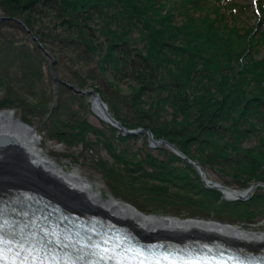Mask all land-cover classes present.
I'll return each instance as SVG.
<instances>
[{"label": "trees", "instance_id": "1", "mask_svg": "<svg viewBox=\"0 0 264 264\" xmlns=\"http://www.w3.org/2000/svg\"><path fill=\"white\" fill-rule=\"evenodd\" d=\"M249 6L237 0H0V89L6 91L0 110L29 108L24 93L40 99L45 87L40 47L21 35L27 28L45 48L64 47L60 57L53 55L54 80L94 88L126 129H150L202 168L230 175L238 190L264 184V0H256L253 22ZM46 98L36 106L46 107L52 97ZM61 105L60 95L49 110V117L56 115L51 137L67 143L100 134L83 120L61 124ZM131 137L120 131L115 142H104L120 166L106 169L117 193L155 208L180 205L197 219L251 225L264 218L263 185L246 200H227L172 151L166 159L129 156L123 146Z\"/></svg>", "mask_w": 264, "mask_h": 264}, {"label": "rangeland", "instance_id": "2", "mask_svg": "<svg viewBox=\"0 0 264 264\" xmlns=\"http://www.w3.org/2000/svg\"><path fill=\"white\" fill-rule=\"evenodd\" d=\"M237 1L239 3H245L250 5L248 10V18L251 20V22H253L256 18V13L254 11L255 0H237ZM2 15L3 14L0 11V17H3ZM13 31L15 32L14 29ZM21 35L23 38L26 39L29 45L37 46L36 41L32 39L31 35L27 31L23 30ZM135 35H137V33H135ZM56 43L57 42H54V44ZM43 48L48 52V56L44 55L42 49L40 48V54L42 56L41 64H42L44 86H45L43 88V92H40L41 98L40 99L39 97L33 98V95H30L29 93H24L25 95L27 94L26 95L27 101L32 104L29 108H25V105L20 104L16 108H12V109L5 108L2 110H6V111L12 110V112L14 113V118L20 119L22 121V119H24V114L26 113V110L29 109L28 111H31L33 115L27 116L26 121L33 128V133L38 140V149L41 151V153L47 159L56 162V164L61 167H64L67 172L68 171L73 172L74 170L77 171L79 173V177L88 180L89 183L93 186V189L100 192V196L104 201L110 199L112 200L110 195L118 196L119 198L126 199L127 201L132 203L135 207H137L138 210H141L144 213H146V215L158 216L166 219H170V217H177L186 220L193 219L191 216L193 215V213L194 214L197 213L195 212L192 213L191 210L186 209L185 207H181L180 205H171L169 203L167 204L160 203L161 206L159 208L158 207L155 208L153 204H151V206H147V204L141 200L140 196L133 197L128 194H124L125 196L124 197L121 194L117 193L115 187L109 185L108 182H111L113 180L109 176L106 169L109 170L114 169L115 172H118L120 171L118 170L120 166L113 161L108 148L104 146V142L105 141L115 142V139L119 134L120 130L116 128V133L112 134L110 130V124L99 118L92 110L90 95L76 94L72 90L67 89L65 86L61 85L58 81H55L50 78L49 65L51 64V61L53 65V61H54L53 55L55 54V57L57 55L60 57L62 53L66 52L65 49H63L64 47L60 45H51L49 43L47 45V48L51 51H54L53 49H55L54 53H50L49 50L44 46ZM61 49H63L64 51H61ZM72 58H73L72 60L73 62L77 60V56H74ZM66 63L67 65H71L70 62L68 61H66ZM63 67L64 66L62 65V63L58 65L59 70H63L64 69ZM86 71L88 72L87 68H85L83 72L86 73ZM12 73H13L12 70H10L9 75H11ZM18 74H21L19 68H18ZM58 75H62V72H60ZM96 83L97 85H99V87L102 88V90L107 91L106 85H104L102 82H100L99 84L98 82ZM118 85L120 88H122L123 92H127L129 90L126 87V83L123 80H119ZM85 89L88 88H84L81 90H85ZM5 95H6V91L0 89V99L3 98ZM49 95L52 97V101L46 103L45 104L46 107L36 106L37 103L43 101V99L45 100V98L48 97ZM60 95L62 99V105L60 108L61 109L60 115L62 116L60 117L62 120L61 124L70 123L72 125H75L79 121L83 120L86 121L91 126L92 130H96L100 134L97 135L93 131H90L83 142L73 138L69 140L67 143L58 142V139L56 137H51L48 131L49 128H51L52 126L51 124L53 121L51 120L54 119L56 120V115L49 117L50 115L49 110H53V107L56 105L57 98ZM20 96H24V95L20 94ZM70 114H73V118L69 116ZM253 141H247L246 145H250ZM123 147L125 149L123 148L122 149L126 151V154H128L129 156L136 154L140 159H144L148 154H151L154 157H162L166 159L168 152L171 151V149L164 144H159L156 147H150L147 135L145 133L132 135L131 139L127 141V144ZM21 155H22V162H24V164L29 163V159L27 158V156L23 153ZM181 160L182 162H180V164L183 165L184 159L181 158ZM203 170L205 172V178L207 180L229 186L233 189L238 188L237 185L238 183L230 175L225 174L216 169L203 168ZM15 181L20 185H15L14 187L23 186V187L39 190L44 194L48 195L49 197L59 201L64 206L68 208L70 207L63 200L58 198V195H56L52 191L50 192L48 190L47 191L40 190L34 186L25 185L26 183H24L23 181H19V180H15ZM260 190L263 191L264 189L262 188ZM70 192H74V191H70ZM114 203L126 207L123 203L120 202L118 203L114 202ZM70 209L79 210L78 208H73V207ZM203 221L207 223L209 222L214 223L217 220L208 219ZM219 223L221 225H226V226L229 225L231 227L238 226L245 230L252 231L256 234H264V218L260 219L258 222L251 225H247L245 223H240L238 225V224H231L228 222H220V221ZM173 237H179V236H173Z\"/></svg>", "mask_w": 264, "mask_h": 264}, {"label": "bare ground", "instance_id": "3", "mask_svg": "<svg viewBox=\"0 0 264 264\" xmlns=\"http://www.w3.org/2000/svg\"><path fill=\"white\" fill-rule=\"evenodd\" d=\"M90 100L92 101V98ZM92 110L99 118L112 125L103 118L101 110L94 101ZM0 137L11 141L8 145L0 147V191L20 185L15 181L19 180L27 186L52 191L68 204L69 208L113 216L144 235L153 237L197 235L216 237L246 247H264V234H256L238 226L229 227L181 218L146 217L129 207L115 204L111 199L104 201L100 192L94 190L88 180L77 176L74 171L67 172L64 167L47 159L38 149V140L33 128L24 127L14 118L13 112H0ZM22 153L27 156L29 163L22 162ZM221 185L226 187L224 196H233L234 193L230 191L233 188Z\"/></svg>", "mask_w": 264, "mask_h": 264}, {"label": "water", "instance_id": "4", "mask_svg": "<svg viewBox=\"0 0 264 264\" xmlns=\"http://www.w3.org/2000/svg\"><path fill=\"white\" fill-rule=\"evenodd\" d=\"M18 21L20 22V20L18 19ZM26 31L31 35L32 39L36 41V44L42 49L44 55L48 56V52L46 50H44L43 46L36 40V38L32 35L31 31L29 29H26ZM52 60V58H51ZM50 70H52V61L51 64L49 65ZM51 77L54 80V76L52 74L51 71ZM65 84L66 87H68L70 90H72L74 93L76 94H83V95H90V97L92 98L91 101V108H92V104L93 101L96 103L97 107L101 110L103 118L105 120H107L108 122H110L112 125H114L115 127H118V129L126 135H136V134H140V133H145L147 135L148 141H149V145L151 147H156L159 144H164L166 145L168 148L171 149V151L173 153H175L176 155H178L180 158L186 160L189 164H191L192 166H194L200 176L201 179L204 183V185L208 188H213V189H217L219 190L223 197L227 200H245L248 198V195L253 191V189L258 186V185H264L261 184L260 182H255L253 184H251L248 188L244 189L241 192H238L234 189L230 190L231 192H233V196H224V190L226 189L225 186H222L219 183L216 182H211L209 180H207L205 178V172L201 166V164L196 161V160H191L189 157H187L182 151H180L174 144L168 142L165 139H155L151 130L147 129V128H143V127H138L136 129H126L118 120H116L109 112H108V106L107 104L103 101V99L101 98L100 94L94 90V88H88L85 90H81L78 88H75L74 86H72L71 84L67 83V82H63ZM10 111V110H9ZM11 112V111H10ZM22 124V123H21ZM24 127H27L25 125H23ZM29 128V127H27ZM30 129V128H29Z\"/></svg>", "mask_w": 264, "mask_h": 264}]
</instances>
